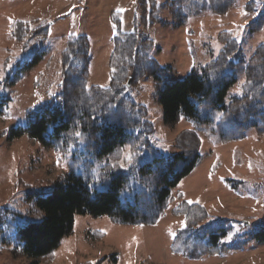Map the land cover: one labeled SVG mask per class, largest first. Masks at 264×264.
<instances>
[{
  "label": "rangeland",
  "instance_id": "rangeland-1",
  "mask_svg": "<svg viewBox=\"0 0 264 264\" xmlns=\"http://www.w3.org/2000/svg\"><path fill=\"white\" fill-rule=\"evenodd\" d=\"M167 1L154 0L155 10L151 13V3H146L144 12L141 0H0V98L10 95L11 99L7 115L0 116V264H98L101 259L106 260L100 264H264V244L251 238L264 229V135L258 136L254 127H246L240 138V130L228 124L219 112L210 114L209 121L198 127L200 159L194 170L170 190L167 208L154 226H121L106 216H76L71 234L55 251L38 260L22 255L16 241L17 225L37 223L44 215L16 188V176L39 188L50 187L49 183L72 173L82 177L90 188L101 190L96 182L98 174L115 162L110 157L97 159L83 141L60 154L28 137L8 142L1 132L23 125L30 110L56 97L62 91V79H82L87 90L108 88V60L116 20L121 32H132L136 27L139 39L150 42L147 54L161 71H166L163 82L182 80L192 69L213 62L223 48L217 40L220 33H228L238 42L240 50L231 61H239L243 67L255 49L264 44V29L255 34L248 30L263 3L255 13L247 14L242 8L250 0H237L226 16L206 10L201 15L188 16L179 26L165 9ZM190 1L206 4V0ZM15 21H35L33 31L47 29V35L29 38L21 48L12 36ZM80 36L86 37L89 59L86 66L82 59L73 62L65 76L61 52L68 41ZM5 60L9 61L7 69ZM16 73L21 80L9 86ZM130 81L122 98L146 109L147 122L153 130L150 135H144V129L132 134H143L164 158L171 157L176 153V138L184 131H193L194 126L185 119L172 128L165 126L156 81L145 78L135 86ZM244 83L240 74L239 84L231 93L241 94ZM139 149L141 155L145 154V147L141 145ZM119 153V164L130 168L134 159L130 146ZM181 203L206 209L204 225L225 232L219 246L229 247L226 255L196 250L193 258L187 249L172 253L174 240L184 226L182 218L171 216V210ZM197 237L202 238L201 244H210L209 236ZM111 256H115V262Z\"/></svg>",
  "mask_w": 264,
  "mask_h": 264
},
{
  "label": "trees",
  "instance_id": "trees-1",
  "mask_svg": "<svg viewBox=\"0 0 264 264\" xmlns=\"http://www.w3.org/2000/svg\"><path fill=\"white\" fill-rule=\"evenodd\" d=\"M147 2L151 3L152 13L155 10L154 0H141V8L144 9ZM236 2L206 0L204 4L169 0L165 9L172 20L182 26L188 16H198L206 10L213 15L226 16ZM261 3L264 4V0H250L242 10L253 14ZM13 23L12 36L17 44L22 45L21 48L26 46L29 38L46 36L48 32L47 29L33 31L35 21ZM116 24L117 31L112 39L108 60V88L91 87L87 90L82 79H62V91L56 97L30 110L23 125L1 132L8 142L28 137L41 147L60 154L83 141L86 150L97 159L110 157L115 162L99 172L96 182L102 186L101 190L90 188L82 177L72 173L59 177L56 183H49L50 187L39 188L24 183L16 176V188L21 189L27 201L44 213L37 223L16 226V241L21 253L30 259L38 260L55 251L73 231L76 216H106L113 224L121 226H154L167 208L170 190L196 167L200 159L198 127L209 121L210 114L219 112L228 124L240 130V138L246 127H254L258 136L264 135V44L255 49L250 61L243 67L241 62L231 61L240 50L238 42L228 33H220L217 40L223 48L213 62L192 69L182 80L163 82L166 71H161L159 64L147 54L150 42L139 39L136 27L132 32L125 33L119 30L118 20ZM263 29L264 6L257 19L248 26L250 34ZM65 46L59 59L66 76L76 60L82 59L86 66L89 55L84 36L68 41ZM38 58L35 57L31 65ZM5 61L4 68L7 69L9 61ZM129 74L134 86L145 78L156 81V94L165 126L172 128L182 119L194 126L193 131H184L176 138V153L169 158H164L152 148L144 137L153 131L147 122L146 109L122 98ZM240 74L245 78L242 92L233 94L232 88L239 84ZM20 80V74H14L9 86H14ZM9 97L0 98L1 117L7 115ZM139 129L146 130L144 135L132 134ZM76 132L81 135L77 137ZM141 145L146 150L142 155L139 149ZM126 146H130L134 158L130 168L119 164V152ZM207 214L204 207L196 204L181 203L171 210V216L182 218L184 226L174 240L177 249H174V244L172 253L180 254L182 249H187L195 258L196 250L217 256L229 252L228 246H219L226 236L224 230L210 229V225H204ZM198 234L209 236L210 244H201L202 238L197 237ZM251 238L258 244H264V229L254 233ZM115 259V256H111L112 262ZM105 260L101 259L98 264Z\"/></svg>",
  "mask_w": 264,
  "mask_h": 264
},
{
  "label": "snow or ice",
  "instance_id": "snow-or-ice-1",
  "mask_svg": "<svg viewBox=\"0 0 264 264\" xmlns=\"http://www.w3.org/2000/svg\"><path fill=\"white\" fill-rule=\"evenodd\" d=\"M101 87H104V86L102 85ZM113 107H115V106H113ZM113 115H115V114H113ZM93 119H95V117H93ZM75 135H76L77 137H79L81 134H80V132H76ZM128 159L130 160L131 157L129 156ZM121 167H123V165H121ZM185 226H186V225H185ZM174 235H175V234L173 233V236H174ZM229 239H230V237H229Z\"/></svg>",
  "mask_w": 264,
  "mask_h": 264
},
{
  "label": "water",
  "instance_id": "water-1",
  "mask_svg": "<svg viewBox=\"0 0 264 264\" xmlns=\"http://www.w3.org/2000/svg\"><path fill=\"white\" fill-rule=\"evenodd\" d=\"M131 78H129L128 80H127V86H129L130 85V83H131ZM246 225H247V223H246Z\"/></svg>",
  "mask_w": 264,
  "mask_h": 264
}]
</instances>
